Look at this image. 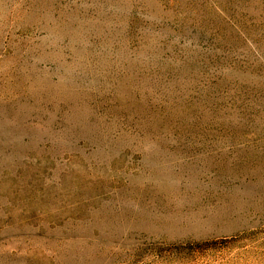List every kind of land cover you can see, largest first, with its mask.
<instances>
[{
	"label": "rangeland",
	"instance_id": "374dc122",
	"mask_svg": "<svg viewBox=\"0 0 264 264\" xmlns=\"http://www.w3.org/2000/svg\"><path fill=\"white\" fill-rule=\"evenodd\" d=\"M0 264H264V0H0Z\"/></svg>",
	"mask_w": 264,
	"mask_h": 264
}]
</instances>
